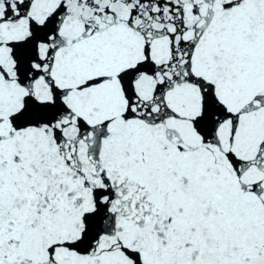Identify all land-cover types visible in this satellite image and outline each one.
<instances>
[{
    "label": "snow or ice",
    "instance_id": "6c2138e0",
    "mask_svg": "<svg viewBox=\"0 0 264 264\" xmlns=\"http://www.w3.org/2000/svg\"><path fill=\"white\" fill-rule=\"evenodd\" d=\"M0 264H264V0H0Z\"/></svg>",
    "mask_w": 264,
    "mask_h": 264
}]
</instances>
